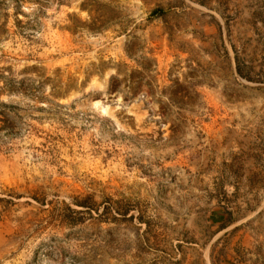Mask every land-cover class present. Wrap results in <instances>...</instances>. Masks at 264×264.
<instances>
[{
	"label": "rangeland",
	"instance_id": "374dc122",
	"mask_svg": "<svg viewBox=\"0 0 264 264\" xmlns=\"http://www.w3.org/2000/svg\"><path fill=\"white\" fill-rule=\"evenodd\" d=\"M262 22L0 0V264H264V83L233 49L259 78Z\"/></svg>",
	"mask_w": 264,
	"mask_h": 264
},
{
	"label": "trees",
	"instance_id": "16d2710c",
	"mask_svg": "<svg viewBox=\"0 0 264 264\" xmlns=\"http://www.w3.org/2000/svg\"><path fill=\"white\" fill-rule=\"evenodd\" d=\"M159 13H164V12H160V11H156L154 12V15H157ZM262 26H263V29H264V22H262ZM227 25H229V22H227ZM255 25V24H254ZM256 34L259 36L258 38V48H260V51H261V57L264 58V31L261 32L259 31L258 28H256ZM234 49V53H235V63H236V69H237V73L238 75L245 79V80H248V81H251V82H261V83H264V71H263V67H264V63L261 64V72L259 73V78H255L254 76H252V72H251V69L252 67L248 66L247 65V61L245 58L242 57V55L239 53L238 50L235 49V47H233ZM115 88L113 87L111 89V91H113ZM79 207H84L83 205L79 204L78 205Z\"/></svg>",
	"mask_w": 264,
	"mask_h": 264
}]
</instances>
